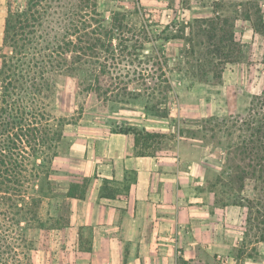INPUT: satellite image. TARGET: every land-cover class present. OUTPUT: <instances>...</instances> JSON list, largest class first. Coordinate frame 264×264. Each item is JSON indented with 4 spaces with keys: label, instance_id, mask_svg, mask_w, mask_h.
<instances>
[{
    "label": "rangeland",
    "instance_id": "obj_1",
    "mask_svg": "<svg viewBox=\"0 0 264 264\" xmlns=\"http://www.w3.org/2000/svg\"><path fill=\"white\" fill-rule=\"evenodd\" d=\"M14 1L19 8L25 2ZM100 3L105 13L108 6L131 13L128 28L118 31L117 37L133 38L144 23L149 42L139 60L161 63V72H146L139 83L129 86V91L138 87L142 89L139 93L147 97L149 88L154 86L151 79L163 80L162 88L150 100L151 106L159 109L162 116L158 121L166 132H159L162 137L147 143V152H197L200 158H206L201 163L208 172L201 177L213 186L209 191L206 187L201 189V194H207L217 208H227V255L214 254L211 264H223L219 255L229 258L227 264H244L245 256L254 258L258 254L257 247L252 245L264 236V0H227V9L207 0ZM199 7H210L220 15L196 19L193 13ZM105 16L109 19L108 12ZM249 20L254 35L252 40L243 42L240 30L249 26ZM216 23L218 26L212 32L200 31V27L210 30V24ZM230 33L234 42L227 48ZM167 38L171 39L166 41ZM221 39H226L225 43H220ZM118 43L116 39L113 42L118 62L133 60L128 53H135L134 43H128V51H123ZM117 72L122 81L120 92L125 93L123 86L128 85L122 83L127 82L130 74L121 64ZM145 82L147 86L142 84ZM79 91L77 83L70 81L59 94L58 114L70 122L55 164L54 180L61 194L70 171L80 172L69 161L65 164L64 158H79V145L87 139L129 128L128 123H142L143 114L148 112L143 104L145 99L121 103L116 94L105 99L79 95ZM125 99L128 101L127 96ZM61 194L43 210L44 215L49 213L46 217L52 218L48 228L31 232L36 241L34 264H118L111 256L82 252L91 246L90 232L85 230L83 239H75L70 225L71 203ZM229 217L234 220L231 222ZM201 263L208 264L205 260ZM179 264L190 263L182 260Z\"/></svg>",
    "mask_w": 264,
    "mask_h": 264
},
{
    "label": "trees",
    "instance_id": "obj_2",
    "mask_svg": "<svg viewBox=\"0 0 264 264\" xmlns=\"http://www.w3.org/2000/svg\"><path fill=\"white\" fill-rule=\"evenodd\" d=\"M100 4V0H25L19 8L14 0H8L0 48V264H34L36 241L31 232L47 229L52 220L43 210L61 194L54 175L65 128L70 124L58 114L64 84L76 82L79 95L106 99L116 94L121 103L145 99L147 111L162 116L150 100L162 88L160 77L151 79L154 86L149 90L147 87V97L139 93L142 89L138 87L129 91V86L139 83L146 72L154 70L157 74L162 70L158 61L139 60L149 42L146 25L141 23L131 39L117 37L118 31L128 28L131 13L108 6L107 19ZM216 26L217 23L210 24V30L200 27V31L212 32ZM210 37L213 39L214 35ZM115 39L123 51L129 50L128 43H134L135 53H128L133 60L118 62L113 48ZM233 42L230 33L227 48ZM229 54L227 51V62ZM119 64L130 74L127 82L122 83L128 85L123 86L125 93L120 92L122 81L117 78ZM146 82L142 84L147 86ZM117 133L131 135L142 148L163 136L139 127L120 129ZM91 182L90 178L74 177L68 191L61 195L84 199ZM109 189V181L105 180L103 197L112 196ZM56 210L60 208L57 206ZM260 241L264 242V236Z\"/></svg>",
    "mask_w": 264,
    "mask_h": 264
},
{
    "label": "crops",
    "instance_id": "obj_3",
    "mask_svg": "<svg viewBox=\"0 0 264 264\" xmlns=\"http://www.w3.org/2000/svg\"><path fill=\"white\" fill-rule=\"evenodd\" d=\"M207 1L227 9V0ZM209 8L199 7L194 18L220 15ZM7 15L8 0H0V48ZM247 22L249 26L240 30L243 42L254 35L252 22ZM143 117L142 123H128V127L166 132L161 130L159 116L145 112ZM79 148V158L63 159L80 171L71 170L66 176L64 193L74 177L92 180L84 199L67 198L75 239H83L85 230L91 235V246L83 253L111 256L118 264H179L182 260L211 264L214 254L227 255V208H217L207 194H201V189L209 191L213 186L201 177L208 172L201 163L206 158L197 152L149 153L131 135L117 132L95 134ZM105 180L111 197L102 196ZM263 245L261 241L253 244L258 254L245 256L244 264H264Z\"/></svg>",
    "mask_w": 264,
    "mask_h": 264
},
{
    "label": "built area",
    "instance_id": "obj_4",
    "mask_svg": "<svg viewBox=\"0 0 264 264\" xmlns=\"http://www.w3.org/2000/svg\"><path fill=\"white\" fill-rule=\"evenodd\" d=\"M219 258H221L223 264L229 263V258L226 259V258H222L221 256H219Z\"/></svg>",
    "mask_w": 264,
    "mask_h": 264
}]
</instances>
